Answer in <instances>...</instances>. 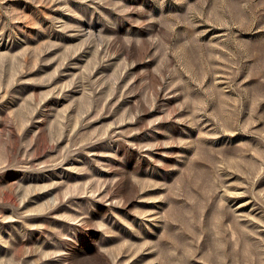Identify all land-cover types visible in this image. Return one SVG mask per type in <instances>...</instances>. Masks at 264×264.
Listing matches in <instances>:
<instances>
[{
    "label": "rangeland",
    "instance_id": "1",
    "mask_svg": "<svg viewBox=\"0 0 264 264\" xmlns=\"http://www.w3.org/2000/svg\"><path fill=\"white\" fill-rule=\"evenodd\" d=\"M0 264H264V0H0Z\"/></svg>",
    "mask_w": 264,
    "mask_h": 264
}]
</instances>
